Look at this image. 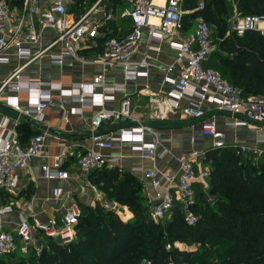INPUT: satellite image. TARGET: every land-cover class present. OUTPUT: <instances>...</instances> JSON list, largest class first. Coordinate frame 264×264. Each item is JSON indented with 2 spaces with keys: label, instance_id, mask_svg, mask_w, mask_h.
<instances>
[{
  "label": "built area",
  "instance_id": "1",
  "mask_svg": "<svg viewBox=\"0 0 264 264\" xmlns=\"http://www.w3.org/2000/svg\"><path fill=\"white\" fill-rule=\"evenodd\" d=\"M13 0H0V65L9 63V48L20 63L13 72L0 82V101L7 110L13 111L14 116L0 113V192L14 197L19 191L20 172H25L33 160L41 155L44 147L45 135L34 133L27 142H21L17 126L28 119L42 123L44 110L52 108L61 118L67 121V111L60 98H53L51 90H60L62 86L51 82H31L21 80V71L29 60L47 56L55 64L63 63L66 57L78 59L82 44L87 38L97 37L106 16L99 6V1L92 4L80 16L68 12V5L74 0H20L19 6ZM203 9L200 1L193 10ZM102 13V16H98ZM180 0H127L123 16L132 22L131 31L121 39L109 38L103 42L101 53L97 61L102 71L92 79V86L102 88V93L90 96L85 91V84H73L71 100L79 102L81 106H100L89 124L90 147L77 154L76 172L71 176L61 168L60 159L66 151L53 157L52 166H41V174L47 180L82 178L87 181L90 189L97 192V186L90 184L88 176L92 170L100 168H116L120 172L122 156L110 152L115 142L127 141L130 149L137 151L143 157L149 158L153 166L150 168L132 167L131 171H139L141 179L149 180V189L143 191L150 206L148 218L159 222L172 210L175 203L181 205L183 219L187 225H195L199 217L191 210L195 202L193 184L201 183L207 187L208 171L203 164L206 150L194 147L196 137L187 138L191 148L186 154L176 156L178 171L166 175L156 168L155 163L170 153L171 136L160 137L149 124L127 126L120 129L115 136L111 132H103L102 126L106 120L120 121L129 118L130 99L124 93L119 110H107L103 107L109 92H125V83H105V73L114 65H121L125 81H134L145 77L151 66L149 51L159 52V45H148L147 50L138 60H130L137 44L142 38V29H148L150 40L157 43L168 42V46L175 52V59L167 66H157L165 73L164 80L172 86L170 92L163 98L166 108L180 111L186 118L195 121L201 130L202 137L212 141L211 148L229 146L222 140L224 133L219 131L215 123V114L223 112L232 117L226 123L233 127H243L250 123L264 124V98L245 96L243 89L230 84L213 68L205 67L203 62L213 50L212 27L202 18L196 19L194 31L182 37V15ZM156 19L155 22L150 21ZM231 29L238 35L248 30L258 31L264 36V14L245 15L233 22ZM52 32L51 38L44 45L40 44V34L36 31ZM179 37V39H177ZM39 44L33 51L30 45ZM59 47V52H50L53 47ZM147 89V88H146ZM25 91L29 100L22 105L17 94ZM150 93V102L154 99ZM147 135L149 138L147 139ZM243 155L254 158L264 156V138H257L255 145L245 146L231 144ZM161 178L165 180L161 183ZM102 193H97L99 203L106 209H112L120 216L123 210L115 200L102 201ZM48 200L53 203V212L47 219L42 220L28 205L19 214V221L7 231L0 230V255L19 251L26 255L40 256L46 241L57 240L62 244L69 243L76 236L75 226L81 215V206L71 198L69 192L60 186L51 189ZM13 210L11 204L0 206V214ZM124 214V213H123ZM125 215V214H124ZM15 237L18 238L16 241ZM178 243L175 246L178 247ZM169 244L166 245L168 249ZM138 264H152L147 258L140 259ZM166 264H177L169 261Z\"/></svg>",
  "mask_w": 264,
  "mask_h": 264
},
{
  "label": "trees",
  "instance_id": "2",
  "mask_svg": "<svg viewBox=\"0 0 264 264\" xmlns=\"http://www.w3.org/2000/svg\"><path fill=\"white\" fill-rule=\"evenodd\" d=\"M97 1L74 0L68 12L80 16ZM126 1H99L106 16V25L99 30L110 26V16L116 14L122 30L116 38H124L131 31V20L122 16ZM201 1L203 9L185 12L181 23L182 29L190 33L197 18L212 27L214 48L203 65L242 88L245 96L264 98V36L253 30L238 35L230 28L224 39L216 37L220 24L234 16L264 14V0ZM12 2L20 4V0ZM198 3L180 1L182 9L188 11ZM98 39L102 51L105 38ZM27 127L24 121L17 126L21 140L30 135L23 132ZM202 162L208 171L207 187L193 184L195 202L191 210L199 217L195 225L184 222L178 203L159 222H153L148 218L150 206L138 180L128 172L103 167L92 170L88 180L107 199L126 206L131 217L124 220L99 203L90 206L78 202L81 215L72 241L62 244L48 239L40 256L16 251L0 255V264H138L142 258L152 264H264V156L256 160L251 154L243 155L237 148L225 146L206 150ZM175 243L195 247L181 249Z\"/></svg>",
  "mask_w": 264,
  "mask_h": 264
},
{
  "label": "crops",
  "instance_id": "3",
  "mask_svg": "<svg viewBox=\"0 0 264 264\" xmlns=\"http://www.w3.org/2000/svg\"><path fill=\"white\" fill-rule=\"evenodd\" d=\"M198 1L200 2L201 0ZM71 5L69 4V6ZM126 6L122 11L125 10ZM184 11L187 12L188 10ZM98 16H102V13ZM117 18L118 16L116 14L111 15L109 21L112 24L105 27V29H101V35L87 38L84 41L79 51L78 59L66 57L63 63L55 64L45 55L29 60L21 71L20 74L23 76L21 77L22 81H43L58 83L62 86V94H60V90H51L50 94L53 98H60L63 102L68 119L65 121L56 110L48 107L44 110V120L42 122L46 128L44 131L36 130L27 121H24L28 124V127L23 132H30L31 136L35 131L44 133V147L41 155L33 160L29 168L25 172L19 173L20 188L16 196L5 199L4 194L0 192V206L11 204L13 207L11 212L0 214V230H9L12 225L16 224L19 221L20 212H23V209L28 205L32 206L34 212L42 220L54 214L53 203L48 200V197L50 196L51 189L55 186H60L69 192L71 198L75 201L89 204L90 206H95L96 203H99L97 193L103 194L102 201H110L99 187H97L96 193L93 192L87 184V181L82 178L76 179L72 177L68 180H47L43 178L41 166L47 165L51 167L53 157L66 151V155L60 159L61 168L67 170L71 176H74L76 172L75 164L77 154L90 147V119L95 112L101 109V105L88 107L81 106L79 102L72 101L70 95L72 90L70 87L73 84L83 83L85 84L84 92L88 96L102 93L101 87L92 86L93 76L102 71L101 65L97 61L98 55L101 53V40L98 38H105L102 40L104 42L109 38L120 37L119 35H121L122 30ZM150 21L155 22L156 20ZM103 25H106L105 21ZM113 28H116L114 33ZM36 31L40 34L41 45L47 43L52 36V32L46 30L40 31L38 26H36ZM188 33L190 32H185V29L183 30L181 28L180 36L184 37ZM151 44L159 45L160 51L158 53L149 51L150 62L155 66L150 67L147 76L139 77L134 81H125L121 65H114L106 71L104 75L105 83L118 84L124 82L125 92H109L110 98L104 101L103 107L107 110H119L125 93L130 99L128 107L130 117L120 121L106 120L101 130L106 133L111 132L117 136L120 134L121 128L127 126L135 127L141 123L151 125L160 137L171 136L170 153L158 159L155 166L164 174L172 175L178 171L179 167L174 155L181 156L182 154H186L191 148V143L187 140L188 137H196L193 146L204 150L211 148L212 141L202 137L200 127L195 121L186 118L180 111L166 108L163 104V98L170 92L172 86L164 80L165 73L159 70L157 66H167L174 61L176 56L175 52L169 48L167 41L157 43L150 40L148 29L143 28L142 38L129 59L134 61L141 58L147 50L148 45ZM38 47L39 44L30 45L33 51L37 50ZM50 52H59V47H53ZM9 58V63L0 65V82L5 80L16 66L22 63L18 60L11 47L9 48ZM152 92L155 95L152 97L154 101L151 103L149 98ZM7 94L9 93L2 94V101ZM17 96L22 105H25L30 99L28 93L25 91L19 92ZM2 101H0V113L14 116L13 111L4 108ZM229 121H232L231 116L223 112H217L215 114L216 127L224 133L222 140L226 145L230 146L236 142L237 145L252 147L255 145L257 138H264V124L250 123L243 127H233L226 125ZM30 135H28L29 137L22 136L23 139L21 142L25 144L28 138L31 137ZM146 137L148 139L149 135ZM110 152L120 154L123 157L121 165L124 169L122 172H128L136 178L141 184L142 191L149 189V180L141 179L142 175L139 171L130 170L132 167L150 168L153 166V163L149 158L143 157L139 152L131 150L130 144L127 141L115 142ZM255 159L258 160V158ZM164 182L165 180L161 178V183L164 184ZM90 184L94 183L90 182ZM122 208L123 210L125 209V212L123 211L125 215L121 218L127 220L132 214L126 206L122 205ZM178 244V248L181 249H194V247Z\"/></svg>",
  "mask_w": 264,
  "mask_h": 264
},
{
  "label": "water",
  "instance_id": "4",
  "mask_svg": "<svg viewBox=\"0 0 264 264\" xmlns=\"http://www.w3.org/2000/svg\"><path fill=\"white\" fill-rule=\"evenodd\" d=\"M232 24H234V23H232ZM229 27H230V21L222 22L220 24V26H219V29H218L217 34H216V37L219 40L224 39L228 35V33H229ZM27 122L33 128H35L36 130H42V131H44L46 129L45 126L42 123H39L37 121L28 119ZM210 192H213V189L212 188L210 189Z\"/></svg>",
  "mask_w": 264,
  "mask_h": 264
},
{
  "label": "rangeland",
  "instance_id": "5",
  "mask_svg": "<svg viewBox=\"0 0 264 264\" xmlns=\"http://www.w3.org/2000/svg\"><path fill=\"white\" fill-rule=\"evenodd\" d=\"M73 8V7H72ZM71 8V9H72ZM240 17H233L231 20H229L230 21V27H229V29L231 28V26H232V23L234 22V21H236L237 19H239ZM124 212H122V214H121V216L123 217L124 216V214H123ZM193 247H195V246H193Z\"/></svg>",
  "mask_w": 264,
  "mask_h": 264
},
{
  "label": "bare ground",
  "instance_id": "6",
  "mask_svg": "<svg viewBox=\"0 0 264 264\" xmlns=\"http://www.w3.org/2000/svg\"><path fill=\"white\" fill-rule=\"evenodd\" d=\"M161 0H155V2H160ZM151 20H156V19H154V18H151Z\"/></svg>",
  "mask_w": 264,
  "mask_h": 264
}]
</instances>
